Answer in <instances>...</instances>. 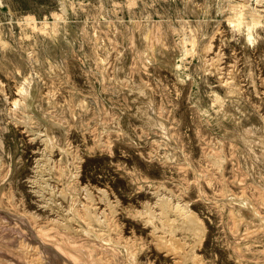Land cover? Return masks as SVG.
<instances>
[{
    "label": "rangeland",
    "instance_id": "374dc122",
    "mask_svg": "<svg viewBox=\"0 0 264 264\" xmlns=\"http://www.w3.org/2000/svg\"><path fill=\"white\" fill-rule=\"evenodd\" d=\"M223 1L224 0H0V80L2 82V87H0V143H1L0 159L2 160L1 162L3 163L1 170L3 172H6L9 169L8 166L11 165V170L7 174V179H5L2 185L3 193L1 195V200L5 208L4 206L3 208L0 207V214H4L5 216L0 215V219H1L0 231L1 232L3 231L2 232L3 234L0 232L2 235V236L0 235L1 236L0 249H2L0 251L1 254L0 258L1 257L4 258L5 256L13 257L11 253L13 249L12 250L8 249L9 247L7 248L5 244L8 242V240L13 238L12 241H15L13 243V247L14 248L17 247L16 242L19 241L18 240L19 238L17 236L18 233L16 232L18 231L22 232V229L29 230L31 224H34L37 227H43V226L45 227L49 225V227L51 226L52 228H54V226H52V222L49 221V218L53 217L54 214H52V212L48 208L42 207V202H43L42 197L40 196L41 197L40 198L39 197L40 194L35 191L38 187V184L35 182L30 183V181L31 182L33 181L32 179H34L35 176L36 179L41 181L40 180L41 177H39L40 174H38L37 171L35 172L36 163L40 161V163L44 164V162L41 161L47 160L48 164L49 163L51 164V167L48 164H46L48 165L46 168L47 171H51V174L53 176L56 175V177L59 178L56 180L54 178L50 179V177L47 178L46 176V178L49 181L47 183L50 184L51 186H54V189L56 188L55 191H57V189L62 186L61 185L62 182L59 181L61 180L60 179L61 173L59 175L58 172L60 171V169H63L64 167L63 176L64 178L66 177L69 180L67 181L66 179L68 184H65V186L67 185L68 186L65 188L68 191L76 190L77 193L80 192L73 197V200L75 199L74 201L75 203L77 202L78 207L80 206V202L95 203V201H97L95 205H97V207L100 209H105L106 204L104 203H106L107 201L105 202L104 200H99L98 196L99 195L103 196L102 194H100L102 193V191L101 192L99 191L106 189L107 192L105 191V194L108 195L109 197V198L107 197L108 200L111 199L112 202H114V206H116V212L112 215V219L110 218L111 216L107 214L109 222L111 224V228L113 227L114 224L113 220H115L116 222L115 224L118 223L122 225L121 227L123 230V231L121 230L122 233H120V231L118 232L111 231L112 236L118 235L120 233L124 235L126 238L128 236L129 239V237H131V232H132L131 228H133L135 232L138 234V236L142 237V240H140V242H143L144 245L146 244L139 253L138 257L140 261L145 262L151 260L153 261L152 263L154 264L172 263L171 255H167V254L165 255L164 252H158L155 250L154 246H152L151 244L152 242L150 241L151 236H149L150 234L148 233L149 230H147V227L141 226L140 222L132 219L131 217L123 213L122 206L129 200L133 201V205L138 209H140L141 207L139 199L140 200L143 199L144 201L145 200L151 202L153 201L152 199L153 195L150 194L149 192L150 190H148V188H145L144 186L143 188L136 189L139 183H145V185L147 186L146 183L148 181H151L155 184L162 182L163 184L166 185V188L169 187V189L171 190L173 189V193L175 192L174 196L175 195L177 196L179 192V195L180 194L182 195V196L178 195L179 197H182L183 199L186 198L185 200H188V203L192 206V208L196 207L198 209V212L204 214L207 228L200 246V253H202L203 258H205L204 264H248L247 262H243L240 260L242 256H245L246 254L243 252L240 253V251H238V249L235 248L236 246L232 245L233 241L235 244L236 239L237 241L241 239V235L237 234L234 231L229 230L230 228L228 227H230V225L228 224H231L230 217L224 214L220 209H218L217 207L218 203H215V202H221L220 199L223 198L222 194L219 192L220 190L219 188L222 186V181L220 180V177H223L221 179L223 180V182H227L226 183L227 186L229 185L232 189L229 186L228 188H230L231 192L233 191L234 194L239 193L240 192L239 189L241 187L247 189L245 191L247 192L251 200L253 199L252 202L255 204L256 208L258 207L257 210L259 209L258 211L259 213L261 212V215L262 212L264 211V206L262 205V203H259L261 201L258 198L262 195H263L262 197H264V186L261 187L258 184V182H254L251 179H249V176L245 174V171L243 169H239L238 167H237V172L241 174V177H243L244 175L245 178L244 179L241 178V179L242 182L245 184L239 186V183L233 181V178L235 177L236 174L235 172L236 166H234V163L232 164V162H234V155L232 154V145L230 147L229 139L224 134L223 131L224 126L219 125L220 122L224 121V123H227V121L223 119V115L221 114V112L216 111L212 106L213 95L215 93L222 94L223 87L219 84L217 74L215 72L210 73L203 71V63L201 61L202 58L201 49L202 46L210 39V37L215 35L212 38L213 46L215 49L221 51L222 55L220 57L221 60L223 61L222 66L224 65L223 67H225L226 65H228V63H232L236 67V71L238 69L237 75L239 74L238 77L242 83V88L244 87L243 88L244 91L242 90V92L245 98L244 97L243 98L244 100L246 99L245 101H248L249 103L248 104L246 102L247 107L250 109L254 105L253 107L256 106L257 107L256 110H258L259 113L264 115V92H263V87L259 80L260 76L264 77V25L256 30V33L254 34L255 40L251 44V42H249L245 38L244 33L240 29L233 28L231 24H229L228 21L225 19L226 11L222 9ZM233 1L243 2L244 0H233ZM30 19L34 21V24L37 26V28L33 29L29 25L27 26L29 32L23 34L21 27L22 26L24 27L27 20ZM142 19H147L150 26L154 27V29H156L158 26H161L162 31H164L167 34L168 38H170L169 41L172 43V45H174L177 48V51L173 53L174 56L172 59L173 61H175V64H177V69L175 70L174 74L169 73L168 71H166L165 68L159 66L156 60L149 63L145 67L146 70L141 66V62L138 59L135 47H133V43L131 39L133 37L132 35L134 32V22L136 21L142 22L143 21ZM104 21L107 22L109 25L107 24L108 26H104L105 25L104 24L101 26V24ZM44 22H47L48 25H46V23ZM39 28H45V30H47L46 32L48 35L47 34L43 35L42 32L39 33ZM93 28L103 29V30L109 29V36L113 42L112 45H108V49H107L109 50V56H108L109 60L107 59V61L110 64L107 63L106 68L109 74H111L112 72V68H111V66H113L112 59H114L115 54L118 52L119 56H121L123 60L126 58L124 60V63L127 65L126 69H127V73L129 72L128 73L129 76L131 78H135L134 70H137L141 74V77L152 88L153 98L157 106L156 109L157 112H160L165 117L167 115L168 122H170L169 123L170 125L171 124L173 125L175 123L173 126L171 125V127L174 129L172 133L174 132L173 136H175V138L177 137V144L179 145L177 146V148H175L178 152L177 158L182 157V154L180 153L179 150L181 148L184 151L183 152L181 150L184 154V158L194 166L195 171H198V169H200L204 165L203 169L206 170L203 171L207 173L205 174L203 172L205 174V177L207 175L210 176V173L214 172V169H211L212 166L209 165L210 163L208 162L209 159L207 158L206 153L209 152L210 150L211 151L209 153H212L213 152L212 148H216L222 141L221 143L223 145L224 153L226 155V159L224 160V164L222 167L224 176L218 174L219 172H216V175L213 174V182H214L213 188L211 189V187H206V196L208 195L209 197L208 196L207 197L213 203H211L208 200V198L202 197L204 196L203 195L204 192H201L199 194L200 191L196 189L197 184L196 182L194 183V181L196 179V174H200V173L199 172L195 173V171L192 169L193 168L192 166L190 168V165H187L186 162L184 163L183 160L182 161L174 160L175 163L172 160L169 161L167 164H164L161 161L159 155L163 154L165 148H168L170 151H174L173 150L174 146L173 145L171 146L166 142V140L169 138L165 139L161 137V134L158 131H155L154 129L152 131H149L148 128H144V130H141L139 127H137L138 125L135 119L131 118L129 114L125 116L126 118L125 125L129 127V130L127 128V133L130 135L132 132L131 130L135 129L136 130L135 132L137 136L139 135V138L133 141L128 134H125L122 137V139L121 137L118 136V132L116 131L118 126L116 125L117 124L115 122L116 120L114 119L112 120V116L113 115L116 116L117 114H122L123 113L122 107L124 106V101H126L127 104L128 101L123 97V95L118 96L116 94H108L107 91H105L101 86L103 84L102 83L103 81L100 77V74L94 68L93 65L94 62L92 58L94 57L93 55L95 54L96 50H98L101 54L102 53L105 54L106 47L103 48V46L101 45L102 47V51H101L100 45L93 42V38L90 37V32L91 29ZM102 33L101 36L103 37L104 33L103 34ZM152 36L153 35L151 34V40L153 39ZM65 37L70 39L72 42L74 41L73 44L68 45V43L65 41ZM88 39H90V41H88ZM151 40L147 39L146 41L149 42V44H151L150 43L152 42ZM42 46L47 47L48 50L50 51L54 50L56 52L57 58H59V60L63 59V62L65 63L63 66L65 72H63V74L61 73L62 72L61 70L57 73L59 75L55 74L53 75V77H50V79L49 76H47L45 73H43L42 75V77L46 81V87L57 88L56 89L57 94H55V98L58 103L63 101H64L63 103H66L67 101H70L68 97V93L73 87H75V89H77L78 91L85 93L88 101L91 102L89 103L88 114L91 115L97 109H100V111L102 110L103 112L102 111L101 112L104 113L105 109L107 110V107H108L107 111L110 112V113L106 112L107 114L104 113L106 114L105 116L102 114L101 115L102 120L100 118L98 121L96 120L91 121L90 119V121L88 122L92 124H88V126L90 125L89 127H87L86 129L85 128L82 129L83 124L82 125L79 124L80 126L79 125L73 126L71 125V123L65 120V118L67 119V117H65L66 115L64 111H62V108L60 107L59 104L57 105L59 110L61 109L62 112L60 111L61 113H58L57 116H55L56 114H53L51 115V117H53L55 121H58L62 124L65 123L63 125H66L68 130L62 132L53 131L54 137H52V139L64 146L65 144L63 143H66L65 146L66 148L64 147V151L71 150L69 151V153L68 151L66 152L67 156H65L63 160L61 159L63 155L61 154L59 147L57 148V145H54L53 148L55 149L52 148V152L50 151L51 153L43 151L44 140L42 139V137L45 138L46 135L44 131L45 127H43V125H45V122L40 121L41 119L40 116L38 115V112L36 110L31 111L30 114H32V116L34 114L33 116L34 119L32 117L33 122L29 123L30 125H28L27 127L26 125H24L25 122H23L24 118L22 114V112L25 113L26 110L20 108L21 110H23L22 112H20L19 107H14V106L12 107L10 103L12 102V99L14 97H18L17 93H15L16 80L13 79L14 77H12V73H11L12 70L15 68L16 65L18 66L19 64H22L21 66L23 70L26 71L27 74H30V76H33L31 78V84L34 85L35 84L34 77L36 76H34L35 73H33L34 72L33 64L29 62H32V60L38 56V53L40 52ZM65 47L67 49H65ZM93 47L95 49H93ZM26 50H29L30 53H28L29 51ZM65 51L67 53V56H65L66 53L64 54ZM135 63L137 64V66ZM35 65H36L35 67H37V64ZM132 65L134 66L133 68ZM11 66L13 67V69ZM42 68H43L42 65H40L41 70H43ZM109 69L111 72L109 71ZM128 69H130V71ZM93 70H95V72ZM224 71L225 70H222V73H224ZM17 77H18L17 80L21 79V76L17 75ZM104 82L107 83L106 80H104ZM2 90L5 91L6 96L2 93ZM57 90L60 91L58 92ZM40 96L41 95L39 93L37 97L42 99V97ZM103 102H105V104ZM130 106L129 104L126 105L125 110L130 111L132 109V106L131 107ZM6 111L8 112L5 113ZM50 112L51 114L52 112L54 113V109H51ZM13 115H15L17 118ZM61 116H63L64 118H62ZM35 117L38 119H36ZM12 119L14 122L12 121L11 123ZM19 119L22 121H20ZM82 120L83 123H85L87 122L88 119L83 115ZM105 120L108 122H106ZM169 120H171L172 122ZM215 120H217L218 122H216ZM37 121L39 122L37 123ZM112 123H114L115 125L114 124L112 125ZM100 125L105 129V130L103 129L104 131L102 132L101 129L99 130ZM31 130H33L35 134L32 133L33 131ZM153 131L156 133H154ZM61 135H63L64 137L63 136L61 137ZM38 136L41 138H39ZM97 136L100 138L98 139ZM95 137H96V141H95ZM153 137L156 138L154 139ZM153 140L156 141L154 142ZM217 140L219 141L218 143ZM106 141L107 143L105 145ZM132 142H134V144ZM161 143L162 144L165 143L164 144L165 146L162 145L161 147L160 145ZM213 143L215 144V146ZM88 146L90 147L89 149ZM151 146H153V148ZM108 147L110 148V151ZM154 147L156 148V150L159 149V151H154L155 150ZM149 148L153 153L152 156L150 155ZM76 151L78 155L76 154ZM93 152L94 154H92ZM156 152H158V155ZM74 153L78 157H76ZM89 153L91 155H88ZM47 155H48L47 158H43L44 156L46 157ZM69 155H71L72 157ZM155 155L158 157H156ZM77 158H79L80 160H78ZM156 158L159 159L157 160ZM35 159L37 161H35ZM205 159L207 160L205 161ZM58 160L59 162L62 163L58 164ZM66 160H68V163ZM121 161L124 162L122 163ZM176 161L181 165L180 164L177 165L178 163H176ZM184 165H186L187 167L185 168ZM69 166H71V168ZM56 167L58 168L57 170ZM207 167L209 169H207ZM51 168L54 170H52ZM128 168L130 170L131 168L133 169L130 171ZM69 171L70 172L75 171L77 174L74 177H70ZM153 171H155V173ZM45 173L46 171L41 172L42 175L48 174V172L46 174ZM134 174L143 176L144 180L143 177H141V181L132 182L130 176L134 177ZM184 175L186 176L185 178L183 177ZM199 176L201 175H198V180L199 181L201 180V182L204 183L203 182L204 180L203 178H205L204 175L203 178ZM217 177L219 178L218 180ZM189 178L191 179L194 178L192 179L193 182L191 179L190 181ZM72 180L73 182H71L70 184V181ZM76 180L78 182H76ZM187 180L190 181V183L187 182ZM88 181L90 182V184H87ZM242 182L240 181V184ZM253 184L257 188L254 187ZM84 185H86V187L89 188L94 194L96 200H92L93 202H89L91 201V199L87 200L86 197L84 199L85 191L82 190L83 189L82 187ZM218 185L221 186L219 187ZM134 187L136 190L133 189ZM182 187L183 188L187 187V189L182 190L181 189ZM260 187L263 189H261ZM97 189L99 191H97ZM9 191L10 193H13L14 196L11 197ZM161 191H163V189H161ZM216 191H218V193ZM258 191L260 192V194ZM197 192L198 194H196ZM43 193H45V196L48 197V192L43 190ZM139 193H143L140 198L137 197ZM217 194L219 196L221 195V197H219ZM254 195L257 196L255 197ZM196 196L199 197L196 198ZM8 197L10 199H8ZM118 197L119 199H121V200L118 199V201L121 203L116 202ZM115 202L117 203V205L118 204L119 205L117 206ZM62 204L65 208H67L66 201L62 200ZM7 208L8 210L10 209L11 211L10 210L8 211ZM32 211H34L37 215H39L37 216L36 221H34V219L30 216V212ZM15 212H19V213L21 212L25 216H27L25 218L26 220H24V223L25 225H27V227L23 228L20 225L21 226L20 228L18 219H15L17 218V216H15L14 214ZM114 217L116 218L114 219ZM225 217L228 218L229 220L226 219ZM130 218L131 220L134 221V224L132 223L131 220H129ZM9 220L10 222L7 223V221ZM13 220L14 221L16 220L18 224L15 223ZM45 220H46V224L44 223ZM224 223L225 224L227 223L226 226L224 225ZM14 224L18 225V228ZM35 226L32 229L34 232L33 234H36V229H34ZM227 230H229L230 232ZM53 233H54L53 235H56V237L60 239V240L58 239L59 240L58 244H61L60 246L62 248L64 247L66 249L68 246L66 245L65 247L62 245V240H63V242H65L66 244L74 243L75 245L79 244L80 246H84V247L87 246L88 249L87 252H85V255L90 256L89 253L92 250L94 256L96 254L97 255L104 254L103 256H107V258L109 257V259H112L111 255L113 250H111L108 246L102 247V245H100V243L98 242L99 241L98 239H93L91 237H88L85 235V233L79 232L74 237L65 240L60 235H57L59 234L57 231L56 232L53 231ZM14 236H16L17 238L16 237L14 238ZM4 237H6V239ZM29 237L32 240L33 238L35 239L38 238L37 235L34 236L30 235ZM129 240L130 242L133 241V240L131 241V238ZM89 241L94 244L88 246L87 243H89ZM44 242L41 243L46 245L47 241ZM49 243L47 245H49L52 248H56V246L53 245H56L57 242H55L56 244L50 243L52 245H50ZM242 246L243 248L245 247L244 245ZM260 248L261 247L254 249L253 247L252 249L253 254H251V256L252 255L253 256L251 258V261L254 263L257 261L256 254L258 255ZM56 250L58 252V250L60 249L56 248ZM61 252L64 251L62 250L60 251L61 256H64L66 254L65 252H64L65 254L64 253L62 254ZM9 253H11V255ZM260 254L263 255L262 252H260L259 255ZM65 256H66L65 258L67 259L68 258L67 254ZM254 256L256 257V259ZM123 259H124L123 257L122 258L120 257L121 261H123ZM69 260H68L69 263L70 262L72 264L74 263L72 259L71 261ZM3 261H5V259H2V262ZM76 262L77 261H75V263Z\"/></svg>",
    "mask_w": 264,
    "mask_h": 264
},
{
    "label": "bare ground",
    "instance_id": "6f19581e",
    "mask_svg": "<svg viewBox=\"0 0 264 264\" xmlns=\"http://www.w3.org/2000/svg\"><path fill=\"white\" fill-rule=\"evenodd\" d=\"M222 9L226 11L225 19L228 21V23L231 24V26L233 28L240 29L244 33L245 38L249 42H251V44H252V42L255 40L254 34L256 33V30L264 25V0H244L243 2H238V1H233V0H224ZM147 18H148V16H147ZM142 20H143L142 22H137V21L134 22V32L132 35L133 37L131 39L132 43H133V47H135L138 59L141 62V66L146 70L145 67L149 63H151L152 61L156 60L157 63L159 64V66L165 68L166 71H168L169 73L174 74L175 70L177 69V64H175V61H173L172 59L174 56L173 53L177 51V48L174 45H172V43L169 41L170 38H168L167 34L164 31H162L161 26H158L156 29H154V27L150 26L147 19H142ZM44 23H46V25H48L47 22H44ZM107 24L108 23L104 21L101 24V26L102 25L108 26L109 24L108 25ZM29 25L33 29L37 28V26L34 24V21H32L31 19L27 20L24 27L23 26L21 27L23 34H26L29 32V29H27V26H29ZM37 25H39V24H37ZM40 26H41V24H40ZM95 28L91 29V32L89 31L90 37L93 38L94 43L100 45L101 51H102L101 45L103 46V48L106 47V53L105 54L104 53L101 54L98 50H96L95 54L93 55L94 57L92 58L93 62H94L93 63L94 68L100 74V77L103 81L102 82L103 84L101 86L105 91H107L108 94H116L118 96L123 95V97L128 101L129 106L130 105L132 106V109L130 111L125 110V106L128 104L126 101H124V106L122 107V112L125 115L122 113L123 115L117 114L116 116H114V115L112 116V120L113 119L116 120L115 122L117 123L116 125L118 126V128L116 130L118 132V136L121 137V139H122V137L125 134H128L127 128L129 130V127L127 125H125L126 124L125 123V121H126L125 116L127 114H129V116H131V118L135 119V121L138 125V126L137 125H135V126L139 127L141 130H144V128H148L149 131H152L154 129L155 131H158L161 134V137H163L165 139L169 138L166 140V142H167V144L174 146V148H173L174 151H170L168 148H165V149L163 148L164 149L163 154L159 155V156H160L161 161L164 164H167L169 161H172V160H173V162H174V160H181V161L183 160L184 163L186 162L187 165H190V168L192 166L193 167L192 169L195 171L194 166L188 160H186L184 158V154H183L184 151L181 148L179 150H180V153L182 154V157L177 158L178 152L175 148H177V146H179V145L177 144V137L175 138V136H173L174 132L172 133V131H174V129L171 127L172 124L171 125L169 124L170 122H168L167 115L165 117L160 112H157V110H156L157 106H156L154 98H153L152 88L141 77V74L137 70L133 69L135 71L134 72L135 78H131L128 74L129 72L127 73V69H126L127 65L124 63V60L126 58L123 60V58L121 56H119L118 52L115 54V56L113 55L114 56V59H112L113 60V66H111L112 72L109 69V71L111 72V74H109V72L106 68V64L107 63L110 64L107 61V59L109 60V58H108L109 50H107V49H108V45H112L113 42L109 36V29L103 30V29H95ZM46 31L47 30H45V28H39V33L42 32L43 35L47 34ZM102 32L104 33L103 37L101 36ZM219 33H220V31H219ZM151 34L153 35L152 40H151ZM214 36L210 37V39L202 46L201 61L203 63V71L210 72V73L215 72L217 74L219 84L223 87V93L222 94L215 93L213 95L212 106L216 111L221 112V114L223 115V119L225 121H227V123H224V121L220 122L219 125L224 126V128L222 127L224 134L229 139L230 147L232 145V154L234 155V162H232V164L234 163V166H236V169H235L236 174H235V177L233 178V181L236 183H239V186L245 184L242 182V179L245 178L244 175H243V177H241V174L237 172V167H238L239 169H243L245 171V174L249 176V179H251L254 182H258V184L261 187H263L264 186V115L259 113L258 110H256L257 107L256 106L253 107L254 105L250 109L247 107L248 101H245L246 99L244 100L245 97H244L243 92H242L244 87L242 88V83L238 77L239 74L237 75L238 69L236 71V67L232 63H228V65H226L225 67H223L224 65L222 66L223 61L221 60V57H220L222 55L221 51L215 49L213 46L212 38ZM147 39L148 40L150 39L152 41V42H150L151 44H149V42L146 41ZM109 40H111V41H109ZM65 41L68 43V45H72L74 42V41L72 42L67 37H65ZM88 41H90V39H88ZM95 47H96V45H95ZM65 49H67V48L65 47ZM93 49H95V48L93 47ZM98 49H99V47H98ZM26 51H29V50H26ZM28 53H30V51ZM65 53H66V51L64 52V54ZM65 56H67V53ZM28 58H29V55H28ZM29 63H32L33 67H34L33 73H35L34 76H36V77H34L35 78V84L34 85L31 84V78L33 76H30V74H27L26 71L23 70V68L21 66L22 64H19L18 66L16 65L17 67L15 66L14 69L12 67L13 65L11 66L13 69L11 72L12 77H14L13 79L16 80V82H15V91L16 92L15 91L14 92L17 93V96H18V97H14L12 99V102H10L11 106L12 107L13 106L19 107L20 112L23 111L20 108L26 110V111L24 110L25 113L22 112L24 119L23 118H20V119L24 120L23 121V122H25L24 125H26L27 127H28V125H30L29 123L33 122V119H34V117H33L34 114H33V116H32V114H30L31 111L36 110L38 112V115L40 116V119H41L40 121L45 122V125H43V127H45V129L42 127L46 133L45 138L42 137V139L44 140L43 151L51 153L54 145H57V148L59 147L61 154L63 155V157H61V159L63 160L64 157L67 156L66 152L68 151L67 149H66L67 151H64V147L66 146V143H63V144H65V146L61 145L59 142L54 141L52 139V137H54L53 131H57V132L61 131L62 132V131H67L68 129H67L66 125H63L65 123L62 124L58 121H55L53 119V117H51V115L56 114L55 116H57L58 113H61L62 111H64V113L66 115L65 117H67V119L65 118V120H67L69 123H71V125L76 126L79 124L80 125L83 124L82 129H84V128L86 129L87 127L90 126V125L88 126V124H92V123H89L88 121H90V119H91V121L92 120L98 121L101 118L102 114L104 116L107 114L106 112H108L107 111L108 107H107V110L105 109V111H104V113H106V114L102 113L103 111L101 110L102 111L101 112L100 109L95 110L91 115L88 114L89 103H91V102L88 101L85 93L78 91L77 89H75V87H73L70 90V92L68 93V97H69L70 101H67L66 103H63L64 101L60 102V103L57 102V100L55 98V94H57L56 93L57 88L56 87H46V81L42 77L43 73H45L47 76H49V79H50V77H53V75L57 74L61 70H62V72H61L62 74H63V72H65L63 69L64 68L63 66L65 63L63 62V59L59 60V58H57L56 52L54 50L50 51V50H48L47 47L42 46L40 52L38 53V56L35 57L32 60V62H29ZM35 64H37V67H35L36 66ZM38 65H39V67H38ZM40 65H42L43 70L40 69ZM133 65H132V68L134 67ZM136 66H137V64H136ZM128 70L130 71V69H128ZM222 70H225L224 73H222ZM30 71H29V73H30ZM86 71H87V69H86ZM93 71L95 72V70H93ZM6 74H8V73H6ZM17 75L21 76V79L17 80V78H18ZM57 75H59V74H57ZM66 79H67V77H66ZM51 80H53V79H51ZM94 80H95V78H94ZM104 80H106L107 83L104 82ZM259 80H260V83L263 87V92H264V77L260 76ZM178 83H179V81H178ZM0 87H2L1 80H0ZM100 89H101V87H100ZM57 91L59 92L60 90H57ZM2 93L6 96L5 91L2 90ZM39 93H40V95H41L40 97H42V99L37 97ZM6 100H7V98H6ZM69 102H71V103H69ZM103 103L105 104V102H103ZM58 104L62 108V111H61V109L59 110V108L57 107ZM5 107H6V105H5ZM16 109H18V108H16ZM51 109H54V113L52 112V114L50 112ZM103 109H104V107H103ZM7 110H8V108H7ZM7 112L8 111H6L5 113H7ZM108 113H110V112H108ZM120 113H121V111H120ZM83 115L85 117H87V119H88L87 122H85V123H83V120H82ZM13 116H15V115H13ZM32 117H33V119H32ZM61 117L64 118L63 116H61ZM61 117H59V118H61ZM36 119H38V118H36ZM101 120H102V118H101ZM12 121H13V119L11 120V123H12ZM20 121H22V120H20ZM169 121H171V120H169ZM215 121L218 122L217 120H215ZM38 122L39 121H37V123ZM42 122H41V125H42ZM106 122H108V121H106ZM96 124H98V123H96ZM113 124L114 123H112V125ZM101 125H100V128L99 127L98 128H99V130L101 129V132H102L105 129L103 127H101ZM29 128H28V130H29ZM35 128H36V126H35ZM35 128H34V130H35ZM38 128H40V127H38ZM108 130H109V128H108ZM31 131H33V130H31ZM95 131H96V128H95ZM131 131H132L131 134L130 135L128 134V135L131 137V139L133 141L137 140V138H139V135L137 136V134L135 132L136 130L132 129ZM146 131H147V129H146ZM32 133H34V131ZM154 133H156V132H154ZM37 134H38V132H37ZM56 135H58V134H56ZM58 136H60V135H58ZM62 136L63 135H61V137ZM145 137H147V136H145ZM39 138H41V137H39ZM99 138L100 137H98V139ZM140 139H141V137H140ZM39 141H40V139H39ZM95 141H96V137H95ZM107 141L105 142V145H106ZM153 141L155 142L156 140H153ZM102 142H104V141H102ZM218 142L219 141L217 140V143ZM221 142L216 148H212L213 149L212 153H209L211 150L207 153L205 152L207 154V158L209 159L208 162L210 164L209 163L208 164L212 166L211 169H214V172H211L210 176L207 175L208 177L207 176L205 177V174H207V173L204 172L206 169L205 170L203 169L204 168L203 164H202L203 167H201L202 169L200 168V169H198V171H195V173L199 172L200 174H196V179H195L194 183L196 182V184H197L196 189L200 191V192L198 191L199 194L201 192H204V194H203L204 196H202L203 198L209 197L208 195H207L208 197L206 196V187H211V189L213 188V185H214L213 174L216 175V172H219L218 174L223 175L222 167L224 164V160L226 159V155L224 153V148H223V145ZM132 143L134 144V142H132ZM97 144H98V142H97ZM142 144H143V142H142ZM164 144L161 143L160 144L161 147ZM0 145H1V143H0ZM100 145H102V144H100ZM110 145H111V142H110ZM156 145H157V143H156ZM214 146H215V144H214ZM151 147L153 148V146H151ZM67 148H68V146H67ZM89 148L90 147L88 146V149ZM53 149H55V148H53ZM102 149H104V148H102ZM227 149H228V147H227ZM152 150H154V149H152ZM69 151H71V150H69ZM69 151H68V153H69ZM109 151H110V148H109ZM154 151H159V149L156 150V148H155ZM15 152H13V153H15ZM97 152H98V150H97ZM149 152H150V155L152 156L153 153H152L151 149ZM99 153H100V151H99ZM156 153L158 155V152H156ZM76 154H77V151H76ZM92 154H94V152ZM7 155H10V154H7ZM71 155H69V156H71ZM77 155H76V157H78ZM88 155H91V154L89 153ZM109 155H110V153H109ZM47 157H48V155L46 157L44 156L43 158H47ZM156 157H158V156H156ZM77 159L80 160L79 158H77ZM38 160H40V159H38ZM59 160H58V164L62 163V162H59ZM68 160H66L67 163H68ZM206 160L207 159H205V161ZM1 161L2 160L0 159V207L3 208L4 205L2 204V200H1V195L3 193L2 185L5 181V179H7V174L11 170V165L8 166L9 167L8 171L3 172L1 170L2 164H3ZM35 161H37V160L35 159ZM41 162H44V164L40 163V161H38L36 163V169H35V172L37 171V173L40 174L39 177H41V179H40L41 181L36 179V176H35V178L32 179L33 181L32 182L30 181V183L35 182L38 184V187L35 191L40 194V195L38 194L39 197L40 196L42 197V201H43L42 207L48 208L52 212V214H54L53 217L49 218V221L52 222V226H54V228H52L51 226L49 227V225L45 226V227L44 226L43 227H37L34 224H31V225L29 224L30 225V229H29L30 232H29V230H26V229H24V230L22 229V232L18 231V229H17L18 232L15 231L16 233H18L17 236L19 238L18 239L19 241L16 242L17 247H15V248L13 247V243L15 242V241H12L13 238H11L10 240H8V238H7L8 242L5 244V246H7V248L9 247L8 249H11V250L13 249L12 251L10 250L13 257L4 255L5 256L4 258H2V257L0 258V262H1L0 264H2V263L3 264H70L71 262L70 263L68 262L69 259H70L69 261H71V259H72L74 263H75V261H77L76 262L77 264H79V263L80 264L81 263L82 264H154V263H152L153 261H151V260L145 261V262L139 260V257H138L139 253L141 252V250L143 249V247L146 244L144 245L143 242H140V240H142V237H139L133 228H131L132 229L131 237H129V239L131 238V241L133 240L132 242H130V240L128 239V236L126 238L124 235L120 234V233H122L121 232V230H122L121 226L122 225H120L118 223L115 224L116 223L115 220H113L114 221L113 223L115 224V226L112 223L113 229L111 228V224L109 222L108 215H110L111 216L110 218L112 219V215L116 212V206H114V202H112L111 199H110L111 201L108 200L109 197H108V195L105 194L106 189H103L100 191L98 190L100 188L97 189V191H99V192L102 191V193H100V194L103 195V196L99 195L98 199L104 200L105 202L107 201L106 203H104V204H106L105 209L98 208L97 205H95L97 201H95V203H88L87 202L88 204L82 201L83 203L80 202V206L78 207L77 202L75 203V201H74L75 199L73 200V197L80 192L77 193L76 190L68 191L65 188L68 186V185L65 186V184H68L67 181H69V180H68V178H66V177L64 178V176H63L64 167L61 166V167H63V169H60V171L58 172L59 175L61 173V178H60L61 180H59V181L62 182V184H61L62 186L60 188L57 187L58 189H57V191H55L56 188L54 189V186H51L50 184L47 183V182H49L47 178L50 177V179L54 178L56 180L59 178H57L56 175L53 176L51 174V171H47V169H46L47 166L49 165L51 167V164L50 163L48 164L47 160H44V161L42 160ZM72 163H74V162H72ZM176 163H178V162L176 161ZM46 164H48V165H46ZM130 164H132V163H130ZM179 164L180 163H178L177 165H179ZM128 166H129V164H128ZM184 166H185V168L187 167L186 165H184ZM34 167H35V165H34ZM69 167L71 168V166H69ZM79 167H80V165H79ZM57 169L58 168L56 167V170ZM132 169L133 168H131V170ZM192 169H191V171H192ZM207 169H209V168L207 167ZM52 170H54V169H52ZM44 171H46V173L48 172V174L42 175L41 172H44ZM75 171H71V172L69 171L70 172L69 176L74 177L77 174ZM133 171H135V170H133ZM153 172L155 173V171H153ZM183 173H184V170H183ZM138 174H134V177L130 176V179L132 182L141 181V177H143V176H140ZM198 175H201V176H199L201 178H203V175H204V177H205V178H203L204 183H202L201 180L200 181L198 180ZM46 176H47V178H46ZM248 176H246V177H248ZM180 177H182V176H180ZM183 177L185 178L186 176L184 175ZM194 178H192V179H194ZM221 178H223V177H220V180L222 181V186L220 185L221 186L220 187L218 185L220 187V188L219 187L218 188L220 189L219 192L222 194L223 198L220 199L221 202H215V203H218L217 204L218 209H220L224 214H226L227 216L230 217L231 224H228V225H230V227H228V228H230L229 230L234 231L237 234L241 235L240 240L237 241V239H236L235 244H234V241H233V244L232 243L231 244L235 245L236 246L235 248H237L238 251H240V253L243 252L246 254L245 256H242V258L240 259L241 261L247 262L248 264H250V263L251 264L252 263L253 264H264V213H263L264 211L262 212V215H261V212L259 213V211H258L259 209L257 210L258 207L256 208L255 204L252 202L253 199L251 200V198L249 197V195L245 191L247 189H245L244 187H243L244 188L243 189L241 187L242 189L241 188L239 189L240 192L237 194H234L233 191L231 192V190H230L231 187L229 185L228 186L230 188H228V186L226 184L227 182H223V180ZM66 179H67V181H66ZM190 179L191 178H189V180ZM218 179L219 178L217 177V180ZM259 179H260V181H259ZM143 180H144V177H143ZM184 180H186V179H184ZM181 181H182V179H181ZM190 181L187 180V182H189V183H190ZM240 181L243 184L242 183L240 184ZM71 182H73V180L70 181V184H71ZM76 182H78V181L76 180ZM192 182H193V180H192ZM220 182H218V183H220ZM230 182H231V180H230ZM246 182H247V180H246ZM87 184H90V182L88 181ZM146 184H147V186L145 185V183H139V185L136 184V185H138L136 189L143 188L144 186H145V188H148V190H150L149 191L150 194L153 195V198H152L153 201L151 202L148 200L144 201L143 199L142 200L139 199L141 207H140V209H138L133 205V201L129 200L126 203L124 202L125 204H123V206H122L123 213L125 215H128L132 219L140 222L141 226L147 227V230H149L148 233L150 234L149 236H151L150 241L152 242L151 243L152 246H154L155 250L158 252H164L165 255L166 254L171 255V257H172V259H171L172 261L170 260L172 262L171 264H204L205 258H203V254L200 253V246H201V243H202V240H203V237L205 235L206 228H207L206 221L204 218V214L198 212V209L196 207L192 208V206L188 203V200H185L186 198L183 199L182 197H179V196H182L181 194L179 195V192H178L179 196L178 195L174 196L175 192L173 193V189L171 190V189H169V187L166 188V185L163 184L162 182L155 184L151 181H148ZM32 185H35V184H32ZM55 185H57V184H55ZM84 186L82 187L83 188L82 190L85 191L84 199H85V197L87 200L91 199V201H89V202H93L92 200H96L92 191L89 188H87L86 185H84ZM253 186L256 187L254 184H253ZM133 189H135V187ZM161 189H163V191H161ZM181 189L184 190V189H187V187L186 188L182 187ZM261 189H263V188H261ZM43 190L48 192V197L45 196V193H43ZM10 191H11V189H10ZM10 191H9V193H10ZM35 191H33V192H35ZM185 192H186V190H185ZM198 192L196 194H198ZM216 192L218 193V191H216ZM214 193H215V190H214ZM142 194L143 193H139L137 197L140 198L142 196ZM176 194H177V192H176ZM259 194H260V192H259ZM69 195H70V198H69ZM10 196L11 197L14 196L13 193H10ZM262 196H260L258 199L261 201L259 203H262V205L264 206V197H262ZM82 197H83V195H82ZM129 197H131V196H129ZM197 197H199V196H196V198ZM219 197H221V195ZM8 199H10V198L8 197ZM118 199H119V197L117 198V201H116L117 203L119 202ZM6 200H7V198H6ZM62 200L67 202V208H65L63 206ZM119 200H121V199H119ZM208 200H209V198H208ZM76 201H77V199H76ZM116 202H115V204L117 205ZM119 203H121V202H119ZM211 203H213V202H211ZM6 205H7V203H6ZM39 206H40V204H39ZM103 207H104V205H103ZM4 208H5V206H4ZM8 208H7V210H8ZM10 213H12V212H10ZM14 214H15V216H17V218H15V219H18L19 226L21 225L23 228L27 227V225H25V223H24V220H26L25 218L27 216H25L21 212L20 213L15 212ZM0 215H4V214H0ZM30 216L34 219V221H36V218L39 215H37L34 211H32V212H30ZM115 218L116 217H114V219ZM131 218L129 220H131ZM226 219H228V218H226ZM0 221H1V219H0ZM131 221L134 224V221L133 220H131ZM223 221H225V220H223ZM9 222H10V220L7 221V223H9ZM14 222L17 223L16 220ZM44 223L46 224V220ZM226 224L224 223L225 226H226ZM12 226H13V224H12ZM15 226H17V228H18V225H15ZM21 226H20V228H21ZM34 226H35L34 229H36V234H33L34 232L32 229ZM5 228H6V226H5ZM229 230H227V231H229ZM53 231H55V232L57 231L59 233L57 235H60L61 237H63L64 240L70 239L71 237H74L79 232L85 233L86 236L91 237L93 239H98L99 240L98 242L100 243V245H102V247L108 246L111 250H113L112 255H111L112 259H109V257L107 258V256H103L104 254L103 255H97L96 254L97 256L96 255L94 256L92 250L89 253L90 256L85 255V252H87V249H88L87 246L84 247V246H80L79 244L75 245L74 243L73 244H71V243L66 244L62 240L63 246L66 247V245H68L66 248L67 250H66L64 247L62 248L60 246L61 244H58L60 239L58 237H56V235H53L54 234ZM111 231H117V232L120 231V233L118 235L112 236ZM1 233H0V235H1ZM12 233H13V231H12ZM30 235L31 236L37 235V237L40 239H38L36 237L37 239L33 238V240H32L29 237ZM1 236H0V238H1ZM15 237L16 236H14V238ZM4 238L6 239V237H4ZM14 240H16V239H14ZM41 240L47 241L46 245L42 244L41 242H44V241H41ZM90 241H89V243L86 242L88 244V246L94 244V243H91ZM33 242H35V243H33ZM49 242L54 243V244H56L55 242H57V244L53 245V246H56V248H58L60 250H58V252H57L56 248H52L49 245H47ZM147 242H149V241H147ZM144 243H145V240H144ZM50 245H52V244H50ZM242 245H244L246 248L245 247L243 248ZM253 247H254V249L261 247L260 250L258 249L259 250L258 255L256 254L257 261L255 263L251 261V258L253 256V255L251 256V254H253L252 253ZM149 248H150V246H149ZM68 249H71V250H68ZM1 250L2 249H0V251ZM61 250L67 254L68 260L65 258L66 254L64 252H61V253L62 254L64 253L65 255L61 256V254H60ZM247 251H248V253H247ZM254 251H256V250H254ZM260 252H262L263 255L260 254L261 255L260 256L259 255ZM11 253H9V254L11 255ZM232 254H233V252H232ZM120 257L124 258L123 261L120 260ZM256 257H255V259H256ZM258 257H260V258H258ZM2 259H5V261L2 262Z\"/></svg>",
    "mask_w": 264,
    "mask_h": 264
}]
</instances>
